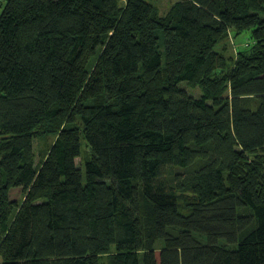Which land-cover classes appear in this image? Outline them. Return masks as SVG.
<instances>
[{
  "label": "trees",
  "instance_id": "1",
  "mask_svg": "<svg viewBox=\"0 0 264 264\" xmlns=\"http://www.w3.org/2000/svg\"><path fill=\"white\" fill-rule=\"evenodd\" d=\"M103 255L264 264V0L4 1L0 264Z\"/></svg>",
  "mask_w": 264,
  "mask_h": 264
},
{
  "label": "rangeland",
  "instance_id": "2",
  "mask_svg": "<svg viewBox=\"0 0 264 264\" xmlns=\"http://www.w3.org/2000/svg\"><path fill=\"white\" fill-rule=\"evenodd\" d=\"M155 5H157L160 13H165L172 4H174L177 0H149ZM243 38L238 40L236 38H231L229 40V46L227 52L229 54H234L235 50L238 49L239 47H242L246 45L248 39L247 33H244ZM245 37V38H244ZM220 46V45H219ZM181 86L188 91L193 96H200L201 95V90L199 87H191L187 85L186 83H182ZM55 135L52 133H45V134H40L35 137L34 139V150H35V164H38L40 159L43 157V155L47 152L48 148L50 147L51 143L54 141ZM81 142H82V148H84L87 143L86 139L81 134ZM85 150H88V147H86ZM77 162H80V158L77 159ZM84 171V169H83ZM11 196H13L16 199H21V193H20V188H12L11 189ZM158 254V251H157ZM100 264H108V259L106 255L101 256L100 259Z\"/></svg>",
  "mask_w": 264,
  "mask_h": 264
},
{
  "label": "built area",
  "instance_id": "3",
  "mask_svg": "<svg viewBox=\"0 0 264 264\" xmlns=\"http://www.w3.org/2000/svg\"><path fill=\"white\" fill-rule=\"evenodd\" d=\"M4 1H5V0H0V16H1L2 12H3Z\"/></svg>",
  "mask_w": 264,
  "mask_h": 264
}]
</instances>
